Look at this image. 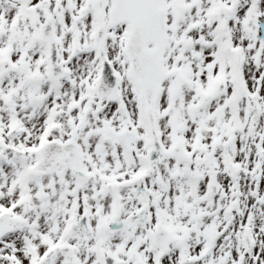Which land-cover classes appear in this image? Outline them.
<instances>
[{
    "label": "snow or ice",
    "instance_id": "1",
    "mask_svg": "<svg viewBox=\"0 0 264 264\" xmlns=\"http://www.w3.org/2000/svg\"><path fill=\"white\" fill-rule=\"evenodd\" d=\"M0 264H264V0H0Z\"/></svg>",
    "mask_w": 264,
    "mask_h": 264
}]
</instances>
